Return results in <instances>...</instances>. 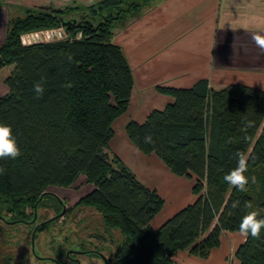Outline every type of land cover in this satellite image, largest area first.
I'll use <instances>...</instances> for the list:
<instances>
[{"label": "trees", "instance_id": "trees-1", "mask_svg": "<svg viewBox=\"0 0 264 264\" xmlns=\"http://www.w3.org/2000/svg\"><path fill=\"white\" fill-rule=\"evenodd\" d=\"M157 1L100 0L54 13L19 7L22 16L10 17L0 70L13 69L4 80L7 93L0 95V121L11 126L21 155L0 159L3 220H28L26 209L44 206L60 213L56 197L38 199L49 188H71L84 177L92 190L75 207L99 214L114 247L108 264H176L177 252L207 259L219 248L223 232H239L248 211L264 218V89L214 90L207 80L190 88L161 86L157 91L172 103L151 111L142 123L126 124L127 139L142 155H155L174 176L193 180L194 202L156 230L151 222L164 201L109 155L113 123L128 110L134 86L123 50L112 42L113 31ZM63 22L69 24L63 27ZM60 29L63 38L22 41ZM38 82L44 88L40 97L34 91ZM147 136L151 143L145 142ZM237 152L249 157L245 191L224 180L237 166ZM113 230L120 234L118 243ZM94 249L88 255L99 258L101 249ZM234 257L238 264H264V229L259 239L246 238Z\"/></svg>", "mask_w": 264, "mask_h": 264}, {"label": "crops", "instance_id": "crops-1", "mask_svg": "<svg viewBox=\"0 0 264 264\" xmlns=\"http://www.w3.org/2000/svg\"><path fill=\"white\" fill-rule=\"evenodd\" d=\"M77 1L91 5L100 0ZM4 3L5 6L12 4L14 11L22 5L13 0ZM4 5H0V24L6 26ZM256 34L264 36V0L157 1L117 30L113 37V43L122 48L127 58L134 81L128 110L113 123L115 132H123L129 121L142 123L151 111L162 110L172 103L171 97L157 91L161 86L190 88L199 80H207L214 90L229 85L264 89V52L252 39ZM8 67L11 66L4 68ZM5 78H0V95L7 93ZM115 132L109 144L113 155L119 159L131 155L138 163L137 168L145 174L141 180L134 168L130 169L138 180L157 192L164 207L175 205L156 226L160 214L151 222L156 230L177 211L194 202L196 197L190 187L193 180L174 176L154 155L143 157L124 135L117 138ZM244 241L239 232H223L219 248L212 250L207 259L177 252L173 261L176 264H238L234 255Z\"/></svg>", "mask_w": 264, "mask_h": 264}, {"label": "rangeland", "instance_id": "rangeland-1", "mask_svg": "<svg viewBox=\"0 0 264 264\" xmlns=\"http://www.w3.org/2000/svg\"><path fill=\"white\" fill-rule=\"evenodd\" d=\"M4 1L6 0H0L1 6L5 4ZM13 2L21 3V7L46 9L52 11V13L54 11L59 12L67 7L89 6L82 5L77 0H13ZM6 4L8 5H4L6 9L3 10V15L6 13L8 20L10 17L22 16V10L14 11L12 4ZM3 25L0 24V45L5 39V27L7 24L6 26L4 25L5 27ZM126 25L115 29L113 37L117 30L124 28ZM12 69L13 66L4 68L0 72V78L7 77ZM115 127L116 131H118L119 124ZM113 131L115 132L114 128ZM117 133L115 132L116 137L124 135L127 138L124 131ZM108 152L111 157L113 153L110 150ZM142 156L144 157L145 155ZM120 160L129 169L134 168L141 180L145 179V174L141 172V169L137 168L138 163L131 155L127 154L126 159L124 157L120 158ZM192 186L193 181H190V187ZM91 190V185L85 182L84 177H80L71 188H49L48 192L57 195L65 206V212L61 216L59 214L62 210L58 213V208L45 206L36 210L32 208L26 209L25 214L28 220L17 219L8 221L3 220L2 216H0L3 220H0V264H104L99 256V258H96L88 255V252L95 250L94 248L101 249L100 254L106 259L110 258L114 253L113 244L104 232L99 214L91 209L75 207L78 200ZM174 208L175 205L173 203L165 205L154 225L156 226L159 223L158 221L164 219L168 214L167 212ZM26 215H24V218ZM34 215H36V219L32 222L33 219L31 218ZM40 226L44 227L37 231ZM33 232L34 242L32 246ZM111 233L113 234L114 242L118 243L120 241L119 232L113 230ZM98 235L106 236V240L99 241ZM79 251L84 252L77 253Z\"/></svg>", "mask_w": 264, "mask_h": 264}, {"label": "clouds", "instance_id": "clouds-1", "mask_svg": "<svg viewBox=\"0 0 264 264\" xmlns=\"http://www.w3.org/2000/svg\"><path fill=\"white\" fill-rule=\"evenodd\" d=\"M257 47L264 52V36L259 34L252 37ZM34 91L37 97L42 96L44 88L41 82L34 85ZM146 143H151V136L145 137ZM21 155L20 148L17 143V139L13 136L12 128L9 124L0 121V159L11 158L16 159ZM237 166L225 175L224 180L231 186L235 187L239 191H245L246 186L249 183V177L245 175L248 171L249 157L243 152H237ZM3 169L0 168V173ZM252 182H255V177H252ZM238 203L234 202L233 207H237ZM247 208H252L251 204L245 205ZM260 213L256 210L248 211L241 219L239 224V233L245 239L251 236L252 238L259 239L261 229H264V218H258Z\"/></svg>", "mask_w": 264, "mask_h": 264}, {"label": "water", "instance_id": "water-1", "mask_svg": "<svg viewBox=\"0 0 264 264\" xmlns=\"http://www.w3.org/2000/svg\"><path fill=\"white\" fill-rule=\"evenodd\" d=\"M69 23L63 22L62 26L65 27L66 25H68ZM64 36V31L63 30H57V31H50V32H40V33H36V34H30L27 36L22 37V41L25 42H36V41H46V40H56L57 38H63ZM45 195H50L53 197H56L57 199H59V197L57 195H55L52 192H45L43 193L40 198L38 199V202L45 196ZM59 202L61 204V208H62V212L59 214L60 216L64 214L65 212V206L62 204L61 200L59 199ZM1 218V217H0ZM2 219V218H1ZM36 219V215H34L32 222ZM34 240V232L32 234V246H33V241ZM98 256L101 258V260L103 261L104 264H108V259H106L102 254L98 253Z\"/></svg>", "mask_w": 264, "mask_h": 264}, {"label": "flooded vegetation", "instance_id": "flooded-vegetation-1", "mask_svg": "<svg viewBox=\"0 0 264 264\" xmlns=\"http://www.w3.org/2000/svg\"><path fill=\"white\" fill-rule=\"evenodd\" d=\"M81 252H84V251H79V252H77V253H81ZM72 260V259H71Z\"/></svg>", "mask_w": 264, "mask_h": 264}]
</instances>
